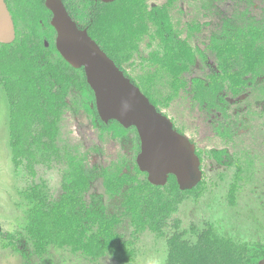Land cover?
Instances as JSON below:
<instances>
[{"label":"rangeland","instance_id":"374dc122","mask_svg":"<svg viewBox=\"0 0 264 264\" xmlns=\"http://www.w3.org/2000/svg\"><path fill=\"white\" fill-rule=\"evenodd\" d=\"M147 1L153 7L164 5L167 0ZM169 12L179 38L196 51V62L182 75L179 91L175 92L171 76L153 64L152 53L163 46L153 37L152 29L140 38L138 49L122 65L202 154L203 174L198 191L187 194L162 234L149 229L135 232L124 205L129 187L110 196L104 186V173L121 168L123 173L144 180L146 174L136 169L140 140L133 129L115 136L87 110L93 102L84 91L82 69L66 70L76 82L59 120L56 149L50 145L51 149L42 150L36 143L31 148L36 158L16 160L10 122L11 114H18L22 106L18 101L19 107H12L1 81L5 72L0 63V230L4 233L0 234V264H164L167 237L175 231L183 232L184 238L194 243L198 234L208 228L238 245L264 246V67L256 79L246 76L248 82L238 96L226 88L215 97L206 95L195 83L209 82L210 74L218 70L214 40L242 35L253 25L264 27V0H177L169 6ZM22 48L19 41L0 45V61L14 65L15 59L24 56ZM33 57L38 66L62 62L60 54L52 50H36ZM26 92L24 88L19 91L23 100L30 99L24 107L27 112L21 129L24 143L30 145L36 141L42 122L34 116L33 120L28 119L34 101ZM42 141L49 142L48 137ZM214 151H225L220 154L223 162L213 158ZM71 158L82 163L91 179L85 193L87 202L97 203L108 214L122 218L116 231L135 252L131 262H119L111 252L94 258L74 252L70 246H50L43 256L36 253L26 230L31 207L26 193L40 183L45 185L50 201H59L65 192L64 177L70 170ZM175 220H180L179 228H175Z\"/></svg>","mask_w":264,"mask_h":264},{"label":"trees","instance_id":"16d2710c","mask_svg":"<svg viewBox=\"0 0 264 264\" xmlns=\"http://www.w3.org/2000/svg\"><path fill=\"white\" fill-rule=\"evenodd\" d=\"M116 2L120 4L118 9L113 10V13H117L113 18L108 11L99 10L105 15L101 17L99 14V29L91 34L107 54L118 65H121L123 61L129 60L132 52L138 48L139 39L147 27L142 18L141 0H118ZM104 5L107 6L99 2V7ZM158 12L161 14L160 17L157 15L154 17L151 14V18L156 23L164 22L156 34L161 39L164 53L161 58L158 56L155 58L161 69L171 75L174 90L178 92L180 75L189 68L193 55L184 43H177L174 40L165 12ZM127 22L128 24H125ZM115 27H117L116 30H114ZM35 60L33 57V78L24 80L23 88L26 85L32 86L34 110L30 112L28 119L33 120V116L35 119L40 118L42 128L36 141L30 145L24 143V131L21 126L23 115L25 117V112H27L24 107L26 104L29 105L30 99L27 98L25 101V98L22 99V94H18L17 100L21 102L22 107L18 114L14 115L18 124H12L11 127L13 138L11 146L16 160L25 158L32 161L36 158L34 151H31L33 144L36 143L43 147L42 150L47 147L51 149L50 145L52 149H56L54 142L59 131L62 110L66 105L65 98L76 82V78L68 75L66 70L69 68L79 70L73 68L63 58L58 65L38 66ZM35 71L38 72L37 76L34 75ZM83 76L82 85L86 89L84 91L89 94V99L94 105L93 109L87 105V110L96 115L103 129L113 131L116 136L125 135L129 129L124 128L118 121L112 120L105 123L99 118L94 92L86 80L85 72ZM142 89L158 106L159 102L153 95L147 89ZM17 107H19L18 103ZM133 130L136 129L133 128ZM44 137H48L49 142H43ZM215 157L221 159L217 153ZM69 166L70 170L64 177L65 192L59 201H50L45 185L40 183L33 185L26 193L31 202L26 230L33 241L36 253L43 256L50 246H70L74 252H83L94 258L111 252L118 260L129 261L133 256L131 248L116 231L122 218L117 214H108L97 203H88L85 193L90 187V177L85 173L82 163L76 158L70 159ZM136 169L139 173L146 174L140 171L137 165ZM104 186L110 196L121 194L128 186L124 205L131 216L135 232L150 229L158 234L163 233L168 219L178 210L187 194L195 193L200 188L198 185L194 189L182 191L174 175L169 176L166 185H154L148 181L147 174L144 180H139L135 176L123 173L121 168L116 171H105ZM231 193L234 194V192ZM232 202L234 203V200ZM174 225L179 228L180 220H175ZM0 234L4 235L2 231ZM182 236L183 232L176 231L169 239V255L166 264L264 263V246L261 244L238 245L231 239L220 237L212 228L200 232L198 241L193 245Z\"/></svg>","mask_w":264,"mask_h":264},{"label":"water","instance_id":"95a60500","mask_svg":"<svg viewBox=\"0 0 264 264\" xmlns=\"http://www.w3.org/2000/svg\"><path fill=\"white\" fill-rule=\"evenodd\" d=\"M46 3L53 11L57 48L70 65L84 69L100 118L106 123L116 120L126 128L137 129L141 143L137 164L147 173L148 181L164 186L174 175L181 190L194 188L202 178L194 143L175 129L172 120L158 110L88 31L77 25L62 0ZM14 38L11 13L5 0H0V42L9 43Z\"/></svg>","mask_w":264,"mask_h":264},{"label":"flooded vegetation","instance_id":"af4514ba","mask_svg":"<svg viewBox=\"0 0 264 264\" xmlns=\"http://www.w3.org/2000/svg\"><path fill=\"white\" fill-rule=\"evenodd\" d=\"M62 1L65 5L67 11L69 12V14L73 18V20L77 23V25L82 29H86L88 31V33L90 34V36L94 40H96V39L92 36L91 33L97 32L99 29V26H98L99 14L101 17H103L105 15L103 13H100L99 10L103 11V12L108 11V13L111 15V18H113L117 14V13H113V10L118 9L119 4H120V3L116 2L118 0H114L111 2H105V1H101V0H62ZM176 1L177 0H167L164 5L150 7L147 0H141V7L143 8V10H142L143 17L142 18H143V22L146 24L147 30L145 31V33L140 38H142L145 34L150 32L152 29L153 37L155 39H158L159 43L161 44V39L159 37H157L156 34L159 32V28H161V24L164 22L162 21L161 24L156 23V21L151 18V14L154 17L156 15L158 17H160L161 14L158 11L165 12V15L168 17V22L170 23V26H171V31L173 33L174 40L177 43H179V42L184 43L186 45V48L190 51L191 55H193V60L190 61L189 68L184 70L182 72V74L180 75V78H182V75L185 72H187L191 68L192 65L195 64V62H196V51L193 49V47L185 39L179 38V32L177 31V29L174 26V23H173L172 18H171V14L169 12V6L172 5L173 3H175ZM5 2L7 4V7L11 13V16H12V19L14 22L15 38L12 42H9V43L0 42V45L1 46L12 45V44H15V42L19 41V44L24 46V48L21 49V53L24 56L23 57L20 56L19 59H15V61H13L14 65L11 66V64H8V63L5 64V63H3V61H0L1 65L3 67V70L5 72L4 78L1 79V81L3 82V85L5 87L7 95L11 98L12 107L17 108V103H18L17 97H18V94L21 95L19 93V91L21 88H23V85H24L23 81L26 79H32L33 78V54L35 53V51L36 50H39V51L40 50H49V51L52 50L56 53L58 52V54H60V57L62 55L57 48V42H56L57 41V30L52 23L53 11L47 6V3H46L47 0H5ZM99 2L107 4V6L104 5V6L99 7ZM125 24H128V22ZM116 29H117V27L114 28V30H116ZM163 29L165 30L164 27H163ZM96 42L99 44V42L97 40H96ZM99 45L101 46V44H99ZM138 47H139V42H138ZM101 48H102V46H101ZM162 50H163V48L161 50H158V51H155L152 53L153 64L154 65L156 64L158 66V68H160V69H161L160 64H159V62H157V59L155 57L158 56V58H161L163 53H164V51H162ZM213 50L216 53L218 70H216V71H214V73L210 74L209 82H207L205 80H197L195 83L198 85V88L203 91V94H206V95H211V96L215 97L216 94L220 93L224 88H226V89H229L233 93V95L238 96L242 93L244 85L247 84V82H248L247 79H245L246 76L250 75L251 79H256L259 76L261 69L264 67V27L253 25V26H250L247 30L243 31L242 35L237 34V36H234V37L224 38L222 40H214ZM62 58L65 59L63 56H62ZM203 58H205L204 54H203ZM118 66L123 70L125 75L128 76L132 81L134 80L133 82L136 85H138L141 88V90L143 91L142 87L136 82V80L128 75V73L124 69L123 65L121 64ZM15 68H17V69H15ZM73 68H75V67H73ZM75 69H83V68H75ZM226 72H229V73L226 74ZM31 87H32L31 85H30V87L28 85H26L24 87V89L27 91L26 93H28V94L31 93V95H32L33 90ZM17 89L19 90L18 94L15 93ZM262 92H264V84L262 85ZM14 94L16 97H14ZM66 98H67V96H66ZM66 98H65V101H66ZM95 105H96V103H95ZM155 106L158 108V110L162 111L161 109H159V107L157 105H155ZM93 108H94V105H93L92 109ZM96 110H97V108H96ZM97 113H98V111H97ZM11 115L12 116H11L10 128L12 127L14 115H16V113L11 114ZM98 116H99V114H98ZM99 118H100V116H99ZM173 124H174V122H173ZM13 125H15V124H13ZM174 127L180 133L187 135L185 132L178 129L175 126V124H174ZM124 128H126V127H124ZM133 128H135V127H129L126 129L131 130ZM135 131L138 135L137 129ZM113 134H114V132H113ZM138 137H139V135H138ZM189 139L193 142V140L190 137H189ZM139 140H140V138H139ZM194 145H195V143H194ZM195 148H196V152H197V154L200 158V161H201L200 167H201V171L203 174L202 154L197 149L196 145H195ZM140 149H141V143H140ZM140 149H139V152H140ZM216 153L220 155L221 153H225V151H214L212 153V156L214 159H216L218 162H223L224 159L221 155H220L221 156L220 160L215 157ZM136 162H137V157H136ZM137 166H138V164H137ZM138 168H139V166H138ZM144 173H146V172H144ZM147 179H148V176H147ZM200 182L194 188H196L198 185H201ZM194 188H192V189H194ZM188 190H191V189H188ZM182 191H185V190H182ZM231 192H234V189H231ZM167 227L168 226H165L164 229ZM196 231H197V229H196ZM197 233H198V231H197ZM173 234L174 233H172V235H170L169 237L166 238V245L168 248V253H167V257H166L164 264L167 263V259H168V255H169L168 242H169V239L173 237ZM199 235H200V233L198 234L197 240L194 243H196L198 241ZM182 237H183V239L187 240L191 245L194 244V243L190 242V240L184 238V236H182ZM122 240L126 241L123 238H122ZM126 242L128 243V241H126ZM128 246L130 247L129 243H128ZM244 246H248V245H244ZM131 251H132L133 256L131 257V259L129 261L122 262L118 259L117 260L119 262H122V263L131 262L134 258V255H135V252L132 248H131Z\"/></svg>","mask_w":264,"mask_h":264}]
</instances>
